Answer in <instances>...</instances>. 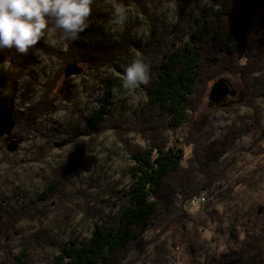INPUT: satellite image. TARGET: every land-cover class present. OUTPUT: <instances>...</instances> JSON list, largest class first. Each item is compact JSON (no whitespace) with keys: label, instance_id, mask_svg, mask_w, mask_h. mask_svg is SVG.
I'll return each mask as SVG.
<instances>
[{"label":"rangeland","instance_id":"374dc122","mask_svg":"<svg viewBox=\"0 0 264 264\" xmlns=\"http://www.w3.org/2000/svg\"><path fill=\"white\" fill-rule=\"evenodd\" d=\"M143 4V8L127 7L115 0H94L89 26L79 38H95L102 44H110L119 41L120 35L131 27L130 36L137 46L118 57L119 67L125 70L135 59L157 62L172 48L173 42L181 44L174 37L179 34L178 28L187 31L180 15L196 14L206 5L202 2L198 6H184L179 11L177 0H143ZM117 8L127 12L123 23L116 16ZM152 30L156 35L151 34ZM47 36L55 38L57 43L50 46L42 40L45 46L66 53L67 46L59 31L50 30ZM147 42L153 47L143 54L139 46ZM74 63L83 71L66 78L62 60L36 54L30 67L36 79L34 85L28 84L29 88L25 90L21 83L26 98L18 97L11 106L5 103L10 107L13 119L15 114H23L21 125L28 130L25 112L38 105L46 81L63 66L55 97H52L54 112L37 121L32 134H25L15 123L11 135L0 138V211H12L14 215L12 227L0 229V264H51L61 246L74 238L89 239L96 223L117 217L125 205L123 194L129 189V169L133 166L126 149L112 130L105 131L97 141H90L78 132L86 117L97 108L103 83L107 80L117 83L122 93V98L116 100L111 124L131 122L146 102V94L140 87L123 89L124 73L115 68L94 72L84 63ZM7 67V63L0 65V75ZM221 77L231 83L235 95L228 96L222 105L211 107L209 90ZM249 84L251 82L244 84L231 73L210 81L199 110L191 116L188 125L169 135L170 141H183L189 129L196 138L206 136L211 123L223 128L237 114L249 113L245 105ZM254 105H260L264 114L263 102L258 99ZM127 137L132 144L142 143L134 134ZM12 139L18 140L19 144L14 152H9L7 145ZM184 150L189 156L191 147H184ZM221 160H226L228 167L222 181L184 206L192 220L185 225L188 237L183 239L177 224L165 232L149 229L142 236L144 244L121 264H208L232 249L236 235L238 242L243 239L238 224H231L229 216L240 205L244 204L245 211L253 199L264 198V185L253 193L230 186L237 178L247 175L259 160H264V135L251 133L237 139ZM53 175L58 176L61 185L50 197L39 199L49 188ZM206 207L208 216L203 212ZM1 223L6 224L7 220L0 218ZM159 252L163 253V263L156 259Z\"/></svg>","mask_w":264,"mask_h":264},{"label":"trees","instance_id":"16d2710c","mask_svg":"<svg viewBox=\"0 0 264 264\" xmlns=\"http://www.w3.org/2000/svg\"><path fill=\"white\" fill-rule=\"evenodd\" d=\"M115 1L127 7H144L143 0ZM202 2L206 5L198 13L180 15L187 31L178 28L179 34L174 37L181 44L173 42L159 61L148 62L150 81L140 86L147 100L131 122L110 123L116 100L122 98V93L112 80L103 83L97 108L86 117L78 134L97 141L105 131L112 130L126 149L133 166L129 169V189L123 194L125 205L117 217L96 223L89 239L74 238L61 246L51 264H121L144 244L142 236L147 230L165 232L173 224L179 226L180 235L186 239L185 225L192 220L184 206L222 181L228 167L221 158L237 139L251 133L264 135L263 110L254 105L258 99L264 103V0H177V5L182 11L184 6H198ZM131 31L128 27L119 41L110 44H102L95 38L65 40L66 53L53 51L42 40L26 54L15 49L0 51V65L8 64L0 75V100L11 106L18 97L26 98L27 85L33 86L36 80L30 67L38 53L57 57L64 66L79 62L94 72L110 67L124 73L117 60L137 46ZM155 33L151 31L152 35ZM152 47L147 42L139 50L146 54ZM62 69L63 66L48 78L38 105L25 112L28 130L21 125L23 114L14 115L16 126L25 134H32L36 122L54 112L52 97ZM224 73L238 76L244 84L251 82L245 104L249 113L237 114L223 128L211 123L206 136L196 138L189 129L183 141L171 142L169 135L188 125L199 110L209 82ZM130 133L141 139V145L128 141ZM189 146L191 153L187 156L184 147ZM57 177L50 178L49 188L39 199L57 191L61 185ZM263 185L264 160H259L230 187L253 193ZM243 206L232 210L229 216L231 224H238L243 239L238 242L236 235L232 249L208 264H264V198L253 199L245 211ZM203 212L208 216L207 207ZM13 217L12 211H0V218L7 220L6 224H0V229L12 227ZM162 257L159 252L156 257L159 263L164 262Z\"/></svg>","mask_w":264,"mask_h":264},{"label":"clouds","instance_id":"9594fccd","mask_svg":"<svg viewBox=\"0 0 264 264\" xmlns=\"http://www.w3.org/2000/svg\"><path fill=\"white\" fill-rule=\"evenodd\" d=\"M94 0H0V51L15 49L26 54L41 40L55 46L57 40L47 36L58 30L61 38L75 41L89 26ZM120 23L127 19L123 8L116 9ZM150 66L135 59L124 70L122 87L125 90L148 85Z\"/></svg>","mask_w":264,"mask_h":264},{"label":"water","instance_id":"95a60500","mask_svg":"<svg viewBox=\"0 0 264 264\" xmlns=\"http://www.w3.org/2000/svg\"><path fill=\"white\" fill-rule=\"evenodd\" d=\"M83 68L79 67L76 63H67L64 67V76L66 78L80 74ZM235 91L231 83L224 77L217 79L211 86L208 94L211 107H218L226 102L228 96H234ZM15 126V121L9 106L0 100V138L3 136L11 135ZM19 141L12 139L8 145L7 150L14 152L18 147Z\"/></svg>","mask_w":264,"mask_h":264}]
</instances>
